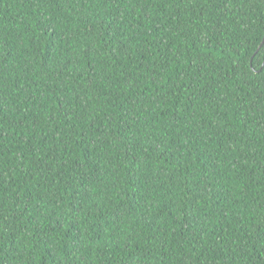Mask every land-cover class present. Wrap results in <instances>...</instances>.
I'll return each mask as SVG.
<instances>
[{"label": "trees", "instance_id": "trees-1", "mask_svg": "<svg viewBox=\"0 0 264 264\" xmlns=\"http://www.w3.org/2000/svg\"><path fill=\"white\" fill-rule=\"evenodd\" d=\"M264 0H0V264H264Z\"/></svg>", "mask_w": 264, "mask_h": 264}, {"label": "water", "instance_id": "water-1", "mask_svg": "<svg viewBox=\"0 0 264 264\" xmlns=\"http://www.w3.org/2000/svg\"><path fill=\"white\" fill-rule=\"evenodd\" d=\"M264 43V42H263Z\"/></svg>", "mask_w": 264, "mask_h": 264}]
</instances>
